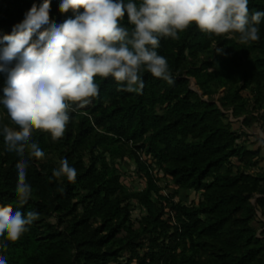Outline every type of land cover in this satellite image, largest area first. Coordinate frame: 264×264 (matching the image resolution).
<instances>
[{
	"label": "trees",
	"instance_id": "1",
	"mask_svg": "<svg viewBox=\"0 0 264 264\" xmlns=\"http://www.w3.org/2000/svg\"><path fill=\"white\" fill-rule=\"evenodd\" d=\"M43 2L0 0V38ZM61 3L51 0L57 23L73 16ZM249 11L264 12V0H249ZM121 25L133 27L127 16ZM255 26L259 39L247 43L195 24L178 39L161 37L171 85L146 69L141 92L96 77L98 96L69 113L62 138L33 131L45 157L24 154L32 196L23 205L15 194L22 157L2 133L18 126L0 103V206L39 214L16 242L0 238L3 264H264V139L251 132L264 134V18ZM6 82L0 72V100ZM62 159L76 169L72 182L53 175ZM127 160L144 189L124 183Z\"/></svg>",
	"mask_w": 264,
	"mask_h": 264
},
{
	"label": "clouds",
	"instance_id": "2",
	"mask_svg": "<svg viewBox=\"0 0 264 264\" xmlns=\"http://www.w3.org/2000/svg\"><path fill=\"white\" fill-rule=\"evenodd\" d=\"M50 10L51 0L33 5L12 34L0 38V72L7 74L0 103L18 126L4 125L2 133L7 150L22 157L15 187L21 205L32 196L24 154L37 161L45 157L31 142L33 131L49 133L54 142L62 138L69 113L98 96L96 77L113 78L122 85L118 90L141 92L140 72L146 69L171 85L167 60L156 50L161 37L178 39L195 24L216 36L239 33L240 42L247 43L259 39L255 25L264 18V12L250 14L249 0H62L61 13H73L62 23L51 19ZM125 16L131 31L121 25ZM59 163L53 175L74 181L76 169L67 159ZM38 215L0 206V238L16 242Z\"/></svg>",
	"mask_w": 264,
	"mask_h": 264
},
{
	"label": "rangeland",
	"instance_id": "3",
	"mask_svg": "<svg viewBox=\"0 0 264 264\" xmlns=\"http://www.w3.org/2000/svg\"><path fill=\"white\" fill-rule=\"evenodd\" d=\"M191 87L193 89H197L196 83L194 79H191ZM198 90V89H197ZM236 126H238L236 124ZM252 134H254V136L256 137H260L264 139V134L258 129H254L253 131L251 130ZM255 137V138H256ZM255 138H253L252 140H254ZM255 148H257V146H255ZM122 169L125 172V177L123 179L124 183L130 187L133 190L139 191L145 188V181L142 180L137 174H136V166L131 162L127 160L126 164L122 165ZM159 177H162L163 174L159 173L158 175ZM160 185L162 187H165L166 185V180H163L162 182H160ZM171 191V189L168 190H164L162 192V194L166 195ZM198 198H199V194L195 193V192H189V200L193 201L195 200V202H198ZM134 204H137L136 202H134ZM136 212L138 213V210H136ZM136 213V214H137ZM261 216V215H260Z\"/></svg>",
	"mask_w": 264,
	"mask_h": 264
}]
</instances>
